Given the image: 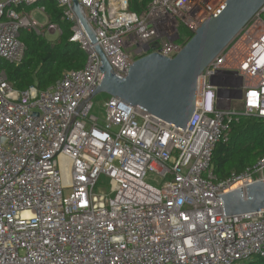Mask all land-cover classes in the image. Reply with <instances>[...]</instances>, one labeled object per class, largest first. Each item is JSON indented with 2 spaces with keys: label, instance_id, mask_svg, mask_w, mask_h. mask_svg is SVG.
Segmentation results:
<instances>
[{
  "label": "built area",
  "instance_id": "built-area-1",
  "mask_svg": "<svg viewBox=\"0 0 264 264\" xmlns=\"http://www.w3.org/2000/svg\"><path fill=\"white\" fill-rule=\"evenodd\" d=\"M38 1L0 0V65L23 60L20 29L61 36L44 6L35 7L43 19L24 9ZM56 1L87 60L46 90L21 91L0 68V264L264 258V210L224 215L216 197L264 180V158L221 180L212 166L240 115L264 119V5L236 37L241 57L229 44L199 78L196 110L181 130L113 96L103 122L92 101L79 110L104 79L102 61L73 0ZM78 1L113 71L126 76L149 53L174 57L227 0H152L141 14L128 0ZM103 178L110 191L99 193Z\"/></svg>",
  "mask_w": 264,
  "mask_h": 264
},
{
  "label": "water",
  "instance_id": "water-1",
  "mask_svg": "<svg viewBox=\"0 0 264 264\" xmlns=\"http://www.w3.org/2000/svg\"><path fill=\"white\" fill-rule=\"evenodd\" d=\"M264 0H227L212 14L174 56L152 52L138 58L126 76L113 71L84 7L73 0L72 9L85 28L102 61L104 79L83 101L79 110L99 93L120 98L186 130L196 110L199 78L263 7ZM224 215L264 210V180L218 194Z\"/></svg>",
  "mask_w": 264,
  "mask_h": 264
},
{
  "label": "trees",
  "instance_id": "trees-1",
  "mask_svg": "<svg viewBox=\"0 0 264 264\" xmlns=\"http://www.w3.org/2000/svg\"><path fill=\"white\" fill-rule=\"evenodd\" d=\"M152 0H128L129 10L141 14L147 10ZM36 6H44L52 22L62 28L61 36L48 40L46 36L33 31L20 29L19 38L26 50L23 60L18 64L2 62L10 82L23 91L35 85L46 90L54 85L65 71L82 69L87 60L86 52L76 43L70 42L71 23L63 20L64 10L56 0H39L35 5L24 9L31 11ZM19 7L18 10H22ZM193 36L190 35L189 39ZM188 39V40H189ZM187 40V41H188ZM264 158V119L240 115L232 124L228 142L216 145L212 166L216 178H227L233 172H241L247 166L255 165ZM242 264H264V258L257 257Z\"/></svg>",
  "mask_w": 264,
  "mask_h": 264
},
{
  "label": "rangeland",
  "instance_id": "rangeland-1",
  "mask_svg": "<svg viewBox=\"0 0 264 264\" xmlns=\"http://www.w3.org/2000/svg\"><path fill=\"white\" fill-rule=\"evenodd\" d=\"M254 31H257V27L254 28ZM58 35L53 33V34H47L46 38L48 40H55L57 39ZM237 37V36H236ZM234 38L233 41L230 43L233 45V55L234 57H241L242 52L244 50V46L243 44L239 41V37L238 38ZM236 39V40H235ZM110 95L107 93H99L97 94L93 99L92 102L94 104L93 106V110H92V115L96 116L97 118H99L100 122H103V120L105 119V104L106 102L109 100ZM237 108H240V105H236ZM149 182H152L151 179H149ZM153 183V182H152ZM97 192H109L110 191V185L108 183L107 180H105L104 178L101 180V182L97 185L96 188ZM257 257H253L252 259H256Z\"/></svg>",
  "mask_w": 264,
  "mask_h": 264
},
{
  "label": "crops",
  "instance_id": "crops-1",
  "mask_svg": "<svg viewBox=\"0 0 264 264\" xmlns=\"http://www.w3.org/2000/svg\"><path fill=\"white\" fill-rule=\"evenodd\" d=\"M31 11H33V13H34L35 15H37L40 19H43V18H41L40 13H38V12L36 11V8H35V7H34Z\"/></svg>",
  "mask_w": 264,
  "mask_h": 264
}]
</instances>
